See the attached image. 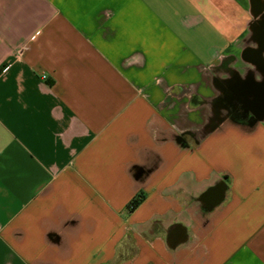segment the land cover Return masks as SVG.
Instances as JSON below:
<instances>
[{
    "label": "crops",
    "instance_id": "1",
    "mask_svg": "<svg viewBox=\"0 0 264 264\" xmlns=\"http://www.w3.org/2000/svg\"><path fill=\"white\" fill-rule=\"evenodd\" d=\"M0 264H264V0H0Z\"/></svg>",
    "mask_w": 264,
    "mask_h": 264
},
{
    "label": "trees",
    "instance_id": "2",
    "mask_svg": "<svg viewBox=\"0 0 264 264\" xmlns=\"http://www.w3.org/2000/svg\"><path fill=\"white\" fill-rule=\"evenodd\" d=\"M143 198H144L143 193H140L134 199H132V201L129 204L130 210H133L134 208H136L140 204Z\"/></svg>",
    "mask_w": 264,
    "mask_h": 264
},
{
    "label": "water",
    "instance_id": "3",
    "mask_svg": "<svg viewBox=\"0 0 264 264\" xmlns=\"http://www.w3.org/2000/svg\"><path fill=\"white\" fill-rule=\"evenodd\" d=\"M176 235L175 234H171L169 237H168V241L170 242V243H172V242H174L176 239Z\"/></svg>",
    "mask_w": 264,
    "mask_h": 264
},
{
    "label": "built area",
    "instance_id": "4",
    "mask_svg": "<svg viewBox=\"0 0 264 264\" xmlns=\"http://www.w3.org/2000/svg\"><path fill=\"white\" fill-rule=\"evenodd\" d=\"M44 77H46V75H43Z\"/></svg>",
    "mask_w": 264,
    "mask_h": 264
},
{
    "label": "rangeland",
    "instance_id": "5",
    "mask_svg": "<svg viewBox=\"0 0 264 264\" xmlns=\"http://www.w3.org/2000/svg\"><path fill=\"white\" fill-rule=\"evenodd\" d=\"M117 260V259H116ZM114 263H115V261H114Z\"/></svg>",
    "mask_w": 264,
    "mask_h": 264
}]
</instances>
